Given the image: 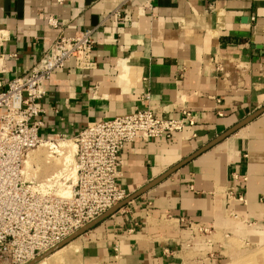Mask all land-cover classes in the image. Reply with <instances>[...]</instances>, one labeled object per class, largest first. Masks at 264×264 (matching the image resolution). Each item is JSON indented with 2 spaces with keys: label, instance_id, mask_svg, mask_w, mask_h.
<instances>
[{
  "label": "crops",
  "instance_id": "0c3cea01",
  "mask_svg": "<svg viewBox=\"0 0 264 264\" xmlns=\"http://www.w3.org/2000/svg\"><path fill=\"white\" fill-rule=\"evenodd\" d=\"M0 29L3 84L58 36L95 31L96 68L71 61L47 83L43 140L74 141L90 123L146 107L156 118L194 116L169 140L123 148L117 183L127 196L264 108V0H0ZM195 228L212 264L216 235L264 230V113L39 264H184Z\"/></svg>",
  "mask_w": 264,
  "mask_h": 264
},
{
  "label": "built area",
  "instance_id": "2783aa9c",
  "mask_svg": "<svg viewBox=\"0 0 264 264\" xmlns=\"http://www.w3.org/2000/svg\"><path fill=\"white\" fill-rule=\"evenodd\" d=\"M56 1L62 4L65 0ZM115 15L120 19L118 11ZM48 24L57 27L51 18ZM94 33L86 30L70 38L58 36L26 75L6 84L2 76L7 59L0 53V264H29L123 202L128 196L117 181L121 177L120 154L126 145L169 140L195 124L186 109L181 112L182 119L173 120L156 118L146 107L90 123L74 141L64 136L41 139L37 119L47 83L71 61L79 71L96 68L92 61ZM8 39V33L0 29V49ZM69 143L74 145L71 154ZM64 144V152L57 150ZM41 148L58 157L65 154L61 173L41 176V162L33 155ZM66 158L71 161L65 162ZM72 169L74 182L69 174Z\"/></svg>",
  "mask_w": 264,
  "mask_h": 264
},
{
  "label": "rangeland",
  "instance_id": "374dc122",
  "mask_svg": "<svg viewBox=\"0 0 264 264\" xmlns=\"http://www.w3.org/2000/svg\"><path fill=\"white\" fill-rule=\"evenodd\" d=\"M60 145L61 144H59V146ZM67 147L69 148L68 150H72L74 145L69 143ZM58 148L61 152H64L65 144L63 147H57V150H59ZM33 155L37 156L41 162L40 173L42 177L62 172V163L65 156L58 157L55 154L52 155L50 151H48V148H41L37 152H34ZM30 159L31 157L28 159L27 166H30ZM70 164L73 165L72 163ZM69 174L72 176L71 181L74 182V169H72L71 172L69 171ZM226 219L228 221L237 222L234 216H229V218L227 217ZM194 233L197 235V245L194 248L192 247L193 249L189 251L184 264H212V262L206 260L207 257L210 258V256L207 250L203 248L205 238L202 239V234L199 232V229L195 228ZM203 234L205 235V233ZM231 234L233 235H226L227 237L218 234L213 238L214 247L216 246L215 248L220 251H214L212 259L215 261V264H217L216 261L220 264H264V230H255L254 233H246V236L241 232L238 233L236 230L231 231ZM210 240L212 241V239H209V241ZM58 255H56V257Z\"/></svg>",
  "mask_w": 264,
  "mask_h": 264
},
{
  "label": "water",
  "instance_id": "95a60500",
  "mask_svg": "<svg viewBox=\"0 0 264 264\" xmlns=\"http://www.w3.org/2000/svg\"><path fill=\"white\" fill-rule=\"evenodd\" d=\"M262 113H264V108L261 109V110H259L258 112H256L252 116L248 117L247 119H245L244 121H242L241 123H239L238 125H236L235 127H233L232 129H230L226 133L222 134L221 136H219L215 140L211 141L205 147L201 148L198 152H196L195 154H193L192 156H190L189 158H187L186 160H184L180 164L176 165L175 167L171 168L165 174H163L162 176H160L159 178H157L156 180H154L153 182H151L150 184H148L147 186H145L144 188H142L141 190H139L135 194H132V195L128 196L123 202H121L118 205L114 206L113 208H111L110 210H108L107 212H105L103 215H101L100 217H98L96 220L92 221L91 223H89L88 225H86L85 227H83L82 229H80L78 232H76L75 234H73L72 236H70L69 238H67L61 244H59L58 246H56L52 250L48 251L47 253L43 254L42 256L36 258L35 260H33L32 262H30L29 264H39L40 262H42L45 259L49 258L55 252H57L58 250L64 248L69 243L73 242L75 239L79 238L80 236L84 235L85 233L89 232L90 230H92L93 228H95L98 224H100L101 222H103L107 218H109L112 215H114L115 213H117L119 210H121L122 208H124L125 206H127L129 203L133 202L135 199H137L141 195H143L146 192H148L154 186H156L161 181H163L164 179H166L169 175L173 174L174 172H176L177 170H179L180 168H182L183 166H185L186 164H188L194 158H196L197 156H199L202 153L206 152L207 150L213 148L218 143H220L221 141H223L225 138H227L228 136L232 135L234 132H236L240 128L246 126L249 122H251L253 119H255L256 117H258Z\"/></svg>",
  "mask_w": 264,
  "mask_h": 264
},
{
  "label": "bare ground",
  "instance_id": "6f19581e",
  "mask_svg": "<svg viewBox=\"0 0 264 264\" xmlns=\"http://www.w3.org/2000/svg\"><path fill=\"white\" fill-rule=\"evenodd\" d=\"M61 147H63V146H61ZM59 149V148H58ZM69 149V148H68ZM72 149V148H71ZM63 150V149H62ZM73 151V149L72 150H69V152H70V154H71V152ZM65 156V155H64ZM70 161V158H66L65 159V162H69ZM48 163V162H47ZM28 167V166H27ZM74 174V173H73ZM66 248V247H65ZM61 250H63V248L62 249H60V250H58L57 252H55L54 254H55V256L56 255H58L60 252H61ZM53 254V255H54Z\"/></svg>",
  "mask_w": 264,
  "mask_h": 264
}]
</instances>
